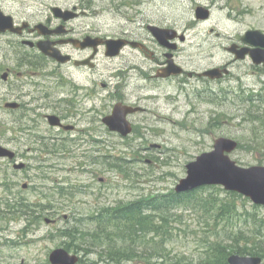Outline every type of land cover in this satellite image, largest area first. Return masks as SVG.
<instances>
[{
	"label": "rangeland",
	"instance_id": "obj_1",
	"mask_svg": "<svg viewBox=\"0 0 264 264\" xmlns=\"http://www.w3.org/2000/svg\"><path fill=\"white\" fill-rule=\"evenodd\" d=\"M76 3L88 8L87 23H93L106 37L117 38L115 36L123 35L126 30H140L146 20L185 34L186 40L179 41L178 54L188 71L202 72L225 64L233 58L226 48L240 35L250 29L264 32V0H0V9L19 20L35 14L31 19L37 20L44 5L73 6ZM199 6L211 10L209 18H197ZM8 40L0 33V44L7 50ZM122 60L124 57L110 61L103 50L100 79L109 82L107 73ZM253 67L252 61L247 60L236 64L232 75L224 81L189 79L184 86L182 82L170 86L165 83L160 90H144L148 96H155L157 92L158 98L146 99L140 104L148 111L132 116L137 126L135 132L127 137L112 135L104 131L101 122L97 137L99 147L94 148V152L59 150L60 141L50 139L48 143L56 146H45L42 154L35 153L36 159L31 160L32 167L27 171L14 172L8 166H0V264H51L52 250L66 248L68 241L71 242L60 232L77 225L87 233L81 241L76 239V245L69 250L82 258L78 264H117L106 259L101 248L90 245L92 234L100 236L94 229L96 223L87 219L78 224L76 220L143 196L174 190L187 175L186 165L203 152L211 151L219 137L239 142L238 149L230 154L239 165H264V119L256 117L252 123L243 121L246 115L251 116L249 112L259 113L264 108V105L257 107L264 102V70ZM7 89L10 91L12 87L3 83L0 94H6ZM100 91L98 107L102 120L111 114L116 103L114 99L105 100L106 91L101 86ZM258 93L261 97L254 103L256 107L244 101L246 96ZM12 97L9 94L6 100L11 101ZM55 110L61 109L51 108L47 112ZM14 115L16 113L5 106L0 108V124H4L5 130L12 127ZM44 126L45 123L41 124L35 134H48ZM52 131L51 134L56 133ZM62 145L71 146L69 142ZM15 182L18 184L12 186ZM25 182L32 189L24 190ZM34 186L39 187L38 191ZM56 186H63L64 194H60ZM210 188L201 190L198 196L210 193L221 198L227 196L228 191L221 186ZM50 192L53 197L46 196ZM242 201L241 198L236 200L240 206ZM244 202L249 212L264 218L263 206L256 209L249 199ZM17 204H30L31 211L23 214L20 209L17 212L10 209ZM40 204L51 209L44 210ZM196 205L175 210L171 222V229L176 233L169 246L175 249L177 256H188L191 261L202 256L206 237L210 235L203 211ZM64 216H68L67 219ZM46 218L52 221L46 222ZM239 226L243 223L237 216L228 230L236 232ZM220 230L225 233L224 228ZM200 236H204L203 243ZM215 238L212 235L210 240Z\"/></svg>",
	"mask_w": 264,
	"mask_h": 264
},
{
	"label": "flooded vegetation",
	"instance_id": "obj_2",
	"mask_svg": "<svg viewBox=\"0 0 264 264\" xmlns=\"http://www.w3.org/2000/svg\"><path fill=\"white\" fill-rule=\"evenodd\" d=\"M44 6L43 13L39 14L40 18H36L37 20L31 19L36 17L35 14L21 20L10 14L17 31L8 30L1 33L9 39V50L0 44V88L4 83L10 85L12 89L10 91L7 89L6 94H0V108L5 106L16 115L9 129L5 130L4 124H0V145L11 151V154L0 157V166H8L14 172L27 171L32 167L31 160L36 159L35 153L42 154L46 147L56 146L48 143L50 139L60 141L59 150L94 152V148L99 147L97 137L101 122L104 131L123 137L121 133L111 130L103 121L106 116L100 119L98 107L102 95L100 86L106 91L105 100L114 99L116 104L140 108L127 115L133 133L137 126L132 116L148 111V108L140 104L146 99L158 98L157 92H154L155 96H148L144 94V90L157 91L165 83L170 86L171 83L177 85L182 82L184 86L189 79L224 81L232 75V68L236 64L247 60L252 61L256 70H264L263 63L255 64L249 56L242 60L237 59L227 47L233 58L217 67L229 68L231 71L228 75L211 79L200 76V72L188 71L179 60L180 36L175 33V36L169 39L167 43L169 45H163L148 28L149 24L155 23L148 20L141 24L140 30L130 29L121 36H115L117 38L114 39L127 40V44L118 55L109 56L106 54L105 43L96 46L95 41L113 37L101 35L93 23H87L85 18H88L90 13L85 5L79 3L73 6L57 5L64 11L59 13L54 12V7H57L55 5ZM40 41L54 43L64 55L70 57L69 60L59 62L48 56L38 47L37 43ZM235 44L238 50L247 47V44L242 43V35L231 45ZM254 47L256 46H251ZM103 50L110 61L124 57L120 65H115L116 67L107 73L109 82L104 78L100 79L102 74L99 72V62ZM180 67L183 68L181 73L177 72ZM9 94L13 96L11 101L6 100ZM56 105L58 106L53 108ZM51 108L61 110L47 112ZM50 115L58 116L61 123L52 125L49 121ZM43 123L46 124L44 128L49 133L35 134L34 131H39ZM53 129L56 130L55 134H51ZM65 142H69L71 146L62 145ZM19 164H23L24 167H17ZM54 165L52 163V166ZM15 183L11 185L18 184ZM22 188L32 189L27 182L23 183ZM34 188L36 191L39 189L37 186Z\"/></svg>",
	"mask_w": 264,
	"mask_h": 264
},
{
	"label": "trees",
	"instance_id": "obj_3",
	"mask_svg": "<svg viewBox=\"0 0 264 264\" xmlns=\"http://www.w3.org/2000/svg\"><path fill=\"white\" fill-rule=\"evenodd\" d=\"M260 97L259 93L251 94L244 101L253 106L256 101H260ZM263 105L264 102L257 107ZM252 113L249 112L251 116L244 117L245 123L254 122L256 117L264 119V108L259 113ZM210 187L216 188L206 186L184 193L172 190L168 193L143 196L129 203L101 209L96 215L79 218L76 222L79 224L88 219L96 223L94 229L100 236L92 234L93 242L90 245L101 248L99 250L106 259L117 264H229L228 256L231 253L258 255L264 259V218H260L256 212H249L244 202L248 199L236 192H226L225 198L212 193L198 196L201 190L211 189ZM57 188L60 194H64L63 186ZM53 195L51 192L46 194L50 197ZM240 198L244 200L241 206L236 202ZM192 204H197L203 211L202 216L207 221L205 226L210 234L206 237L202 256L197 261L189 260L188 256H177L175 249L169 246L176 233L171 229L173 212ZM30 207V204H17L11 205L10 209L15 212L20 209L24 214L31 211ZM258 207L254 205V208ZM43 209L51 208L44 206ZM237 216L242 220L243 226H239L236 232L229 231L230 223ZM220 228H224V234ZM60 233L71 239L66 244L68 250L76 245V239L81 241L80 238L87 234L78 225L67 227ZM212 235L216 238L211 241ZM200 237L199 240L203 243L204 236Z\"/></svg>",
	"mask_w": 264,
	"mask_h": 264
},
{
	"label": "water",
	"instance_id": "obj_4",
	"mask_svg": "<svg viewBox=\"0 0 264 264\" xmlns=\"http://www.w3.org/2000/svg\"><path fill=\"white\" fill-rule=\"evenodd\" d=\"M59 11L64 12L61 7H54V12L59 13ZM196 16L198 19H207L210 16V10L199 6L196 9ZM38 27L41 28L40 25ZM148 27L159 43L163 45H169L167 44L169 39L174 37L175 33L177 34L176 30L170 28H163L157 25H149ZM7 30L17 31L14 26L13 17L0 10V32H6ZM180 38L181 40L185 39L183 35ZM242 41L256 47H243L238 50L236 44L232 45L229 47V50L235 53L236 58L244 59L249 54L255 64H264V32L259 29L248 30L242 36ZM48 42L40 41L37 45L45 54L59 62L69 60L70 57L68 55H64L58 47L54 46V43ZM101 43H105L107 55L116 56L125 47L127 40L109 38L95 41L96 46ZM182 71L183 68L180 67L177 72L181 73ZM224 73H229V69L214 67L199 75L219 78ZM4 76L6 77V75ZM9 105L13 106L14 104ZM137 110H140V108L119 103L115 105L113 112L106 116L103 121L111 130L127 136L132 132V126L127 115ZM49 121L52 125L61 123L59 117L56 115H50ZM238 145V141L233 138H217L211 151L203 152L195 160L186 165L187 175L180 179L175 190L181 193L203 186L222 185L226 190L238 192L250 198L253 203L264 206V165H253L250 167L239 165L230 155L237 149ZM7 154H11V151L0 145V157ZM17 167H24V165L19 164ZM51 221L50 218H46V222ZM49 260L51 264H78L80 256L76 253H71L64 247H59L52 250ZM228 262L229 264H262L263 258L258 255L232 253L228 257Z\"/></svg>",
	"mask_w": 264,
	"mask_h": 264
},
{
	"label": "bare ground",
	"instance_id": "obj_5",
	"mask_svg": "<svg viewBox=\"0 0 264 264\" xmlns=\"http://www.w3.org/2000/svg\"><path fill=\"white\" fill-rule=\"evenodd\" d=\"M144 30V29H143ZM147 31V30H146ZM36 162V161H35ZM39 162V161H38ZM47 162V161H46ZM42 163V162H41ZM42 165H44V164H42ZM40 166V165H39ZM38 166V167H39ZM50 166V165H49ZM41 167V166H40ZM55 167V166H54ZM45 168V167H44ZM37 169V168H36ZM39 170V169H38ZM46 170V169H45ZM47 170H49V169H47ZM53 170H55L54 168H53ZM43 171V170H42ZM57 171V170H56ZM54 173V172H53ZM43 174V173H42ZM7 177V176H6ZM40 177V176H39ZM54 177V176H53ZM44 178V177H43ZM40 179V178H39ZM43 182V181H42ZM44 182H46V180L44 181ZM46 184V183H45ZM45 187V186H44ZM44 190H45V188H44ZM48 191V190H47ZM9 201V200H8ZM5 202V201H4ZM4 205V204H3ZM6 205V204H5ZM34 208V207H33ZM56 209V208H55ZM45 210V209H44ZM56 211V210H55ZM39 212V211H38ZM1 213H3V212H1ZM72 214V213H71ZM2 215V214H1ZM38 216V215H37ZM1 217V216H0ZM30 217V216H29ZM75 217V216H74ZM2 218V217H1ZM21 218V217H20ZM31 218V217H30ZM36 219V218H35ZM41 220H43L42 219V217L40 218ZM38 220V219H37ZM40 221V220H39ZM38 221V222H39ZM7 223V222H6ZM71 223V222H70ZM39 224V223H38ZM38 224H36V227L38 226ZM73 224V223H72ZM34 227V226H33ZM63 236V235H62ZM67 236V235H66ZM60 237H61V235H60ZM68 237V236H67ZM75 239V238H74Z\"/></svg>",
	"mask_w": 264,
	"mask_h": 264
}]
</instances>
